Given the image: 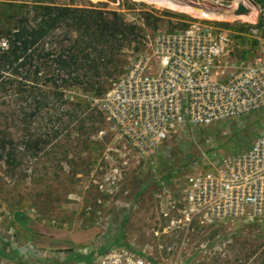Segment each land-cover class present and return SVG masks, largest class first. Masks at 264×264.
Wrapping results in <instances>:
<instances>
[{
  "label": "rangeland",
  "instance_id": "1",
  "mask_svg": "<svg viewBox=\"0 0 264 264\" xmlns=\"http://www.w3.org/2000/svg\"><path fill=\"white\" fill-rule=\"evenodd\" d=\"M177 1L187 7H174L167 0H0V11L5 4L95 7L120 12L141 26L152 15L154 23L143 26L145 36L192 24L233 29L264 24L260 0ZM240 4L248 8V17L235 14ZM194 5L204 11L195 12ZM135 47L123 50L120 73L104 77L106 89L145 55L143 43ZM94 90L65 89L71 118L63 117L54 129L58 136L36 154L27 151L22 131L13 127L19 155L14 171L0 164V239L19 251L21 260L0 257V264H87L78 261L86 254L92 255L89 264H100L103 256L119 249L157 264H264L262 234L237 230L231 239L214 240L197 233L185 238V230L162 215L167 201L178 199L190 164L203 152L215 147L233 152L248 145L254 133L251 119L196 130L166 144L154 159L138 162L100 111L104 94ZM52 127L46 121L34 122L29 130L49 134ZM16 212L30 217L27 227L16 223ZM221 234L226 236L229 229Z\"/></svg>",
  "mask_w": 264,
  "mask_h": 264
},
{
  "label": "built area",
  "instance_id": "2",
  "mask_svg": "<svg viewBox=\"0 0 264 264\" xmlns=\"http://www.w3.org/2000/svg\"><path fill=\"white\" fill-rule=\"evenodd\" d=\"M145 55L112 84L99 109L138 162L196 130L251 119L248 145L211 148L190 164L162 215L185 238L231 239L237 230L264 235V24L246 32L192 24L146 35ZM172 214H176L173 217ZM229 229L222 236L221 230ZM100 264H157L129 249ZM172 264V263H171Z\"/></svg>",
  "mask_w": 264,
  "mask_h": 264
},
{
  "label": "trees",
  "instance_id": "3",
  "mask_svg": "<svg viewBox=\"0 0 264 264\" xmlns=\"http://www.w3.org/2000/svg\"><path fill=\"white\" fill-rule=\"evenodd\" d=\"M260 1L264 9V0ZM151 19L148 15L141 26L128 22L120 12L95 7L5 4L0 11V164L13 171L17 168L15 128L22 131L21 138L31 154L58 136L56 125L64 116L71 118L65 89L80 87L105 94L109 88L103 86L104 77L120 73L123 50L143 43V26L153 24ZM249 27L235 30L246 32ZM43 121L53 126L51 133L31 134L32 124ZM14 219L24 228L30 222L23 212H16ZM117 240L121 244V238ZM0 257L21 260L20 252L3 239ZM91 260V254L78 257L87 264Z\"/></svg>",
  "mask_w": 264,
  "mask_h": 264
},
{
  "label": "water",
  "instance_id": "4",
  "mask_svg": "<svg viewBox=\"0 0 264 264\" xmlns=\"http://www.w3.org/2000/svg\"><path fill=\"white\" fill-rule=\"evenodd\" d=\"M191 5H192V4H191ZM194 7H195V10H196V11H199V12L204 11V9L201 8V7H198V6H195V5H194ZM248 12H249L248 8L245 7L244 5L240 4V5L238 6L237 10L235 11V14H236V15H245V14H247Z\"/></svg>",
  "mask_w": 264,
  "mask_h": 264
},
{
  "label": "bare ground",
  "instance_id": "5",
  "mask_svg": "<svg viewBox=\"0 0 264 264\" xmlns=\"http://www.w3.org/2000/svg\"><path fill=\"white\" fill-rule=\"evenodd\" d=\"M153 1H155V2H157V3H159V2H164V0H153ZM167 2L169 3V4H171L172 6H174V7H177V6H181V7H187V4L186 3H184V2H182V1H177V0H167ZM194 10H195V8H194ZM195 12H198V13H201V12H199V11H196L195 10ZM203 12V11H202ZM246 16V15H245ZM246 17H248V16H246Z\"/></svg>",
  "mask_w": 264,
  "mask_h": 264
}]
</instances>
